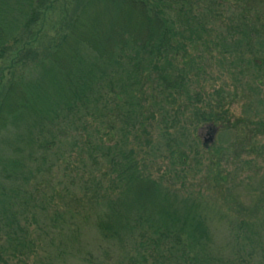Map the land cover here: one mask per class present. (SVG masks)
<instances>
[{
  "label": "trees",
  "instance_id": "1",
  "mask_svg": "<svg viewBox=\"0 0 264 264\" xmlns=\"http://www.w3.org/2000/svg\"><path fill=\"white\" fill-rule=\"evenodd\" d=\"M54 2L0 0V264H264L256 226L227 218L219 245L186 184L197 129H232L206 67L250 100L234 126L264 128V0H73L36 46Z\"/></svg>",
  "mask_w": 264,
  "mask_h": 264
},
{
  "label": "rangeland",
  "instance_id": "2",
  "mask_svg": "<svg viewBox=\"0 0 264 264\" xmlns=\"http://www.w3.org/2000/svg\"><path fill=\"white\" fill-rule=\"evenodd\" d=\"M73 6V0H55L49 14L43 19L44 31L36 46H43L55 37L56 28L67 18ZM12 62L13 60L9 57L0 60V71L8 69ZM16 68L20 66L17 65L14 69ZM206 69H209V72L197 75L204 91L213 93L218 87L223 86L225 94L227 93V96L228 93L231 94L227 109L232 129L220 132L217 128L212 129L203 125L197 129L195 133L199 143V153L192 155L190 174L186 184L189 183L190 189H198L196 184L202 187L201 194L204 200L202 213H208L209 225L219 245H229L232 240L233 229L227 222V218L233 217H243L254 224L259 231L253 234V239L259 242L262 236L264 243V128L259 126L257 121L250 123L249 128L248 123L245 127L234 126L236 120H239L241 124L246 118L245 105L250 100L244 91L233 84L231 77L223 72L218 73L216 65L213 64L212 68L206 67ZM9 76L8 72L6 78ZM255 143L257 146L252 149ZM167 162L165 159L157 162L159 163L157 168L160 171L156 172L157 174L164 173ZM192 172L195 174L191 175ZM175 182L177 183L175 185L181 186V180L176 179ZM83 203L86 207L90 206L88 211L98 210L91 206L93 201L88 204L87 201ZM93 221L94 217H88L82 222L84 226L81 251H85V248L96 251L104 243ZM63 264L86 263L77 258Z\"/></svg>",
  "mask_w": 264,
  "mask_h": 264
}]
</instances>
